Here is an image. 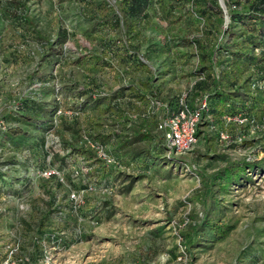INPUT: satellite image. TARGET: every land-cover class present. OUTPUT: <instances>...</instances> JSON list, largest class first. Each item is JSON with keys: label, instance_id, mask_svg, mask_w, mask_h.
Listing matches in <instances>:
<instances>
[{"label": "rangeland", "instance_id": "rangeland-1", "mask_svg": "<svg viewBox=\"0 0 264 264\" xmlns=\"http://www.w3.org/2000/svg\"><path fill=\"white\" fill-rule=\"evenodd\" d=\"M150 2L142 38L116 44L93 37L75 0H0V136L14 135L12 147L0 144V171L13 187L0 181V264L14 243L31 264L47 253L60 264H179L181 256L184 264H264V119L249 122L248 109L240 126L215 119L224 135L205 119L191 151L169 153L156 122L201 77L209 25L187 6ZM261 89L240 93L257 116ZM121 96L143 103L127 111L133 122L113 106ZM75 109L89 118L74 126ZM47 121L60 127L42 129ZM81 148L110 153L103 177L77 157ZM245 162L259 167L244 170ZM46 169L59 181L41 177ZM74 192L83 204L70 200Z\"/></svg>", "mask_w": 264, "mask_h": 264}, {"label": "trees", "instance_id": "trees-1", "mask_svg": "<svg viewBox=\"0 0 264 264\" xmlns=\"http://www.w3.org/2000/svg\"><path fill=\"white\" fill-rule=\"evenodd\" d=\"M75 1L83 9L82 19L84 23L85 21H87L86 23H92L94 34H91H93V37L97 40H113L116 44L122 43V41L125 42L128 39L142 38L137 29L140 23L147 18V10L152 4L150 0H114L113 5L108 3L107 0ZM221 1L168 0L167 2L168 8H171V10L174 8L182 9L187 6L190 10V15L202 17L209 25L208 39H204V44L201 46L205 67L202 66L203 70L199 71L202 75L190 92V97H193L196 102H190L189 96L186 102L190 107L196 108L202 101H206V107L203 110V121L205 119L208 121L212 120L211 129H216L217 135H220L224 131L220 130L222 128L218 127L219 125H215L216 120L222 121L226 125L225 123L228 118L236 117L240 114L239 112L244 110H249L247 111L249 113V122L256 121L257 119L262 122L264 119L263 114L257 116L249 109V106L253 108V105H255L252 100L251 103L248 100L245 101L240 95L244 89L248 90V94L262 92L261 87L264 86L259 85L260 83L264 84V0H223L224 5L221 4ZM9 7L11 9L14 8V3ZM25 13H27V9H25ZM236 27H240V29L236 30ZM64 33L68 32L65 31ZM83 33L86 37L88 36L87 33ZM124 48L126 54L131 52L129 47L125 46ZM87 85L88 89L90 88V91H88L89 95H93L94 90H98L99 88L90 80ZM122 92H124L123 87ZM182 98L183 94L178 95L173 103L169 104L167 102L163 116L156 122L158 129L163 120L175 116L180 111ZM142 105V101H136V97L124 98L123 96L116 98L113 104L118 110V116L128 122H133V120L126 114L127 111L134 113L136 109L143 107ZM16 109H18V106H16ZM57 112L58 110L54 114H56L55 116L59 120L61 117H64V115H57ZM75 112L76 114L72 117L71 121V124L74 126L78 125L83 119L89 118L85 113L83 115V113L80 114L77 110ZM41 126L45 130H47L46 127L49 129L56 128V130L60 127L59 124L55 126L54 121H47ZM10 129L8 131L2 130L0 144H10L12 147L8 141V139H14L13 131ZM160 132L166 140L165 133L163 131ZM198 136L200 138V129L198 130ZM41 141V143L38 142L36 151L43 153L45 139L42 138ZM14 146L18 147V149L21 147L18 144ZM26 149V152L29 153L30 151V153H33V148L27 147ZM108 154L110 153L108 152ZM77 157H84L86 159L95 179L103 177L105 169L111 165L99 158L90 149L84 150V148H81V152L77 153ZM41 160L37 158L33 161V164L37 165L38 169L45 168L43 160V166L38 165ZM115 160L118 164L124 166L119 153L115 156ZM132 162V165L135 166L136 160L134 159ZM140 164H137V166L143 168ZM243 167L245 170L246 168L259 167V165L257 163L251 164L245 162ZM53 178L59 181L57 176L54 175ZM0 181L4 186L7 185L9 190L13 189L12 185L8 184L10 181L7 174L1 171ZM206 188V195L208 196L211 194V188L208 186ZM194 232L195 230L186 237V244H191ZM15 244L19 245V243ZM20 250L21 246L19 245L14 264H31L30 258L26 254L21 253Z\"/></svg>", "mask_w": 264, "mask_h": 264}, {"label": "built area", "instance_id": "built-area-1", "mask_svg": "<svg viewBox=\"0 0 264 264\" xmlns=\"http://www.w3.org/2000/svg\"><path fill=\"white\" fill-rule=\"evenodd\" d=\"M187 96L183 95L181 100L182 107L180 111L173 117L163 120L159 125V130L163 131L166 135L167 149L169 153H188L191 151L198 143L199 136L198 130L203 121V110L206 107V101H202L200 105L196 108L190 107L186 102ZM62 112L59 113L61 115ZM235 122L239 125L246 124L248 122L247 118H243L241 115L229 118V122ZM224 135V133H222ZM98 157L105 160L107 163H111L112 159L108 156L106 152L102 149L98 151ZM57 171L54 169H46L40 172L41 177L51 178L57 175ZM70 200L77 203L83 204L84 200L82 196L76 192L70 195ZM19 250L18 244H12L8 247V255L2 264H14L15 255ZM185 258L183 256L178 258L179 264H184ZM43 264H60L54 261L50 254H46L42 260Z\"/></svg>", "mask_w": 264, "mask_h": 264}]
</instances>
